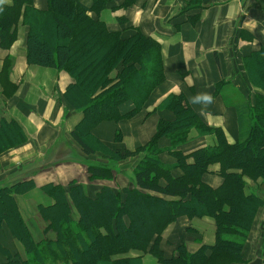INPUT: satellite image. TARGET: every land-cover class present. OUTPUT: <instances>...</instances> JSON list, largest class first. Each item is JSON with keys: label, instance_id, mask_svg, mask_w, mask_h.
<instances>
[{"label": "trees", "instance_id": "16d2710c", "mask_svg": "<svg viewBox=\"0 0 264 264\" xmlns=\"http://www.w3.org/2000/svg\"><path fill=\"white\" fill-rule=\"evenodd\" d=\"M35 1L7 0L0 5V48L7 49L14 43L21 23L27 30V64L64 71L71 77L64 99L81 113L72 136L83 153L94 155L80 137L89 135L102 122L130 119L142 111L164 81L160 44L143 35L126 16L118 18L114 29L100 19L103 10H127L138 0H88L89 5L84 3L87 0H43V8H36ZM251 59L255 60L254 67L248 71V61L244 65L249 82L258 91L247 93L242 107L241 118L248 116L250 126L241 140L229 144L221 130L205 125L184 96H167L158 109L169 112L172 119L158 121L148 142L134 151L104 152L103 159L108 163L87 166L91 179L112 180L117 163L136 158L134 186L118 190L103 186L90 198L79 184L70 183L69 197L78 222L65 214L60 200L54 199L48 211L51 214L44 217L48 222L44 239L38 243L32 240L8 195L28 191L32 183L0 189V201L10 211V216H3L26 255L24 259L12 260L7 250L0 248L4 258L0 264H141V255H150L159 264L242 262L256 212L264 204L253 192H246L244 181L247 178L264 182V52ZM253 74L261 82L257 83ZM222 85L217 87V94L224 88L218 89ZM127 102L132 108L122 114L120 107ZM1 126L0 153L11 141L17 144L24 138L20 130ZM191 129L215 134L216 145L187 156L174 151L186 142ZM163 138L169 141L168 151L176 159L173 167L159 160L164 152L159 145ZM118 139L117 135V142ZM213 164L219 165L221 183L217 188L203 182ZM175 169L180 171L177 177L173 175ZM58 206L61 214L57 213ZM205 216L214 220L213 244L202 245L192 253L178 245L175 255L165 256L161 248L163 231L179 219ZM48 232H52V238Z\"/></svg>", "mask_w": 264, "mask_h": 264}, {"label": "crops", "instance_id": "0c3cea01", "mask_svg": "<svg viewBox=\"0 0 264 264\" xmlns=\"http://www.w3.org/2000/svg\"><path fill=\"white\" fill-rule=\"evenodd\" d=\"M84 3L90 4L88 0ZM34 6L43 8V0H36ZM122 16L128 17L143 35L160 44L165 79L153 91L142 111L130 119L102 122L89 135L80 137L93 149L94 155L83 153L72 136L81 113L73 110L64 99L71 77L64 71L27 64V30L21 23L17 26L14 43L7 49L0 48V126L20 130L24 137L17 144L11 141L0 153V189L32 183L30 190L8 195L13 198L17 214L36 243L44 239L48 224L44 217L51 214L48 211L54 199L60 200L65 214L78 222L77 211L69 197L70 183L79 184L84 195L90 198L95 197L103 186L116 190L134 186V165L124 170L122 167L127 162L136 164V158L117 163L112 180L91 179L87 166L95 162L108 163L103 159L104 152L134 151L148 142L158 121L172 119L169 112L158 109L167 96H184L205 125L221 130L229 144L241 140L250 126L248 116L242 117L245 118L243 122L241 120L242 107L247 93L258 90L249 82L244 62L248 61L249 71L255 66L251 57L264 52V0H138L127 10H103L100 13V19L113 29ZM221 84L218 89L227 84L236 90L235 100H222V95L217 94ZM202 92L215 98L203 112L198 105L189 102L190 97ZM131 108L132 104L127 102L121 105L120 111L125 114ZM216 142L215 134H200L191 129L186 142L177 145L174 151L187 156L197 149L214 146ZM159 145L164 149L159 155L161 163L175 166L176 159L168 151L169 141L163 138ZM218 170V164L211 165V173L204 176L203 182L217 188L221 183ZM122 172L127 181L125 184L117 178ZM173 175L179 176L180 171L173 170ZM246 192L250 193L247 189ZM253 194L260 197L256 192ZM262 209L264 204L256 212L253 230L263 224ZM57 213L61 214L59 206ZM1 217L0 248L7 250L12 260L24 259L26 255L21 242L9 222L3 215ZM214 230L211 217L179 219L163 231L161 248L167 256L168 252L174 253L176 246L184 244L192 253L202 245L213 244ZM51 233L48 232L50 238L53 237ZM260 236H263L264 244V227ZM260 246L258 244L257 248ZM246 251L242 264H256V260L263 263L262 250L254 254L255 259L246 257ZM130 255L139 256V253ZM149 257L152 256L141 255V264H159ZM3 259L0 255V260Z\"/></svg>", "mask_w": 264, "mask_h": 264}, {"label": "rangeland", "instance_id": "374dc122", "mask_svg": "<svg viewBox=\"0 0 264 264\" xmlns=\"http://www.w3.org/2000/svg\"><path fill=\"white\" fill-rule=\"evenodd\" d=\"M128 15V14H127ZM130 16V15H129ZM104 18V17H103ZM262 71V70H261ZM263 74H264V70H263ZM256 77H257V79H256ZM256 77H254V75H253V79L258 83V81L259 82H261L260 81V79H259V77L258 76H256ZM258 80V81H257ZM220 94L222 95L221 97H222V100H225V101H227V102H229V101H233V100H235V98H234V94H236V90L232 87V86H228V85H226L222 90H221V92H220ZM239 97V95L237 94V98ZM250 124H251V121H250ZM248 129H249V127H248ZM247 129V130H248ZM133 165H135V164H130V163H126V164H124V166L122 167V169L124 170L125 168H131ZM126 171V170H125ZM123 173L124 172H122V174H116L117 175V178L120 180V181H122V183H126L127 181H125V177L123 176ZM244 181L246 182V187H247V191L248 192H256L257 194H259L260 195V198L261 197H263V198H261L262 200H263V202H264V182H261V180L260 179H258V180H256L255 182H253V181H251V180H249V179H247V178H244ZM124 183V184H125ZM152 208H154V207H152ZM10 211H9V209L6 207V206H4L3 205V202L2 201H0V215H8V216H10V213H9ZM261 213H262V215H263V217H264V209H262L261 210ZM254 222V221H253ZM263 224L261 225V226H256V228L253 230V228H254V226L252 227V229H251V231H253L252 233L250 232L249 233V235H248V237H247V240H246V244L247 245H245V247H244V251L245 250H247L246 251V257H250V258H253V256H254V254L255 253H259L261 250L264 252V244H263V241H262V239H263V236H260L261 235V232H262V230H263V227H264V219H263V222H262ZM258 244H260L261 246L259 247V248H257V245ZM181 245H184V244H181ZM185 246V245H184ZM186 247V246H185ZM247 247H248V249H247ZM175 249V248H174ZM187 249V248H186ZM171 254L168 252L167 253V256H170ZM173 255H175L174 253H173ZM150 259H153L152 257H149ZM253 259H255V258H253ZM258 260H256L254 263H256V264H260L259 262H257ZM245 262V259L243 258V261L242 262H240V263H235V264H242V263H244ZM263 264V263H262Z\"/></svg>", "mask_w": 264, "mask_h": 264}, {"label": "clouds", "instance_id": "9594fccd", "mask_svg": "<svg viewBox=\"0 0 264 264\" xmlns=\"http://www.w3.org/2000/svg\"><path fill=\"white\" fill-rule=\"evenodd\" d=\"M6 2L7 0H0V5H3ZM189 102L194 105H198L200 107V111L203 112L215 102V98L210 93L202 92L190 97Z\"/></svg>", "mask_w": 264, "mask_h": 264}]
</instances>
